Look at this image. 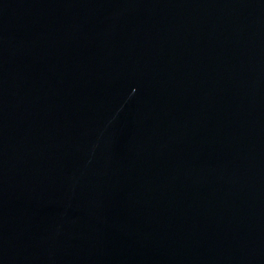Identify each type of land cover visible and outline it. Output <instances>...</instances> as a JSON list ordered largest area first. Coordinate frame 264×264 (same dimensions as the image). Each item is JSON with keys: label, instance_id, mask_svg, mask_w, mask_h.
<instances>
[{"label": "water", "instance_id": "95a60500", "mask_svg": "<svg viewBox=\"0 0 264 264\" xmlns=\"http://www.w3.org/2000/svg\"><path fill=\"white\" fill-rule=\"evenodd\" d=\"M0 264H264V0H0Z\"/></svg>", "mask_w": 264, "mask_h": 264}]
</instances>
